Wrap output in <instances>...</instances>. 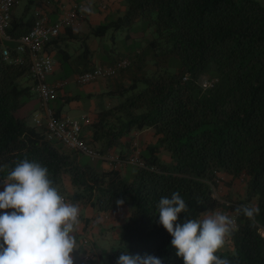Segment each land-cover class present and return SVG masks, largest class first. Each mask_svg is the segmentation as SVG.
<instances>
[{
    "label": "trees",
    "instance_id": "trees-1",
    "mask_svg": "<svg viewBox=\"0 0 264 264\" xmlns=\"http://www.w3.org/2000/svg\"><path fill=\"white\" fill-rule=\"evenodd\" d=\"M123 1L124 14L95 27L91 34L101 37L125 27L124 39L137 41L131 31L139 27L145 46L121 53L115 31L111 34L114 54L103 66L121 60L130 65L113 76L122 82L105 96L121 100L99 111L88 126L89 137L81 129L80 139L98 158L113 155L127 160L137 150L127 135L151 129L155 141L137 151L143 167L133 165L136 170L130 178L123 170L131 164L99 169L82 161L85 154L49 136L45 123L39 127L28 122V114L20 112L34 96L29 57L21 54L22 62L13 63L15 44L5 42L0 44V179L28 159L48 169L65 201L107 213L117 210L116 201L123 200L121 206H127L129 214L116 229V247L87 264H117L119 254L126 251L155 256L161 264H183L171 247V236L158 224L159 200L176 191L192 219L215 211L232 216L241 205L258 206L254 220L235 216L236 226L227 238L232 251L217 255L232 264H264L260 232L264 229V4L259 0ZM33 23L26 28V23L11 16L8 34L18 38ZM2 45L10 51L8 59L2 56ZM172 64L175 73L168 71ZM202 78L212 86L203 90ZM162 150L169 153L168 161L159 157ZM220 173L230 177L228 183ZM237 181L244 194L234 196L231 188ZM221 185L227 191L218 196ZM184 219L181 214L178 222Z\"/></svg>",
    "mask_w": 264,
    "mask_h": 264
},
{
    "label": "clouds",
    "instance_id": "clouds-1",
    "mask_svg": "<svg viewBox=\"0 0 264 264\" xmlns=\"http://www.w3.org/2000/svg\"><path fill=\"white\" fill-rule=\"evenodd\" d=\"M83 11L91 14V6ZM0 192V264H73L79 207L66 202L48 169L24 159L7 174ZM124 203L117 200V207ZM198 204L202 201L198 200ZM11 209V211H6ZM158 224L171 236V247L183 264H232L217 253L235 228V216L254 220L258 206L241 205L230 216L221 211L189 218L190 209L179 191L161 197ZM181 214L184 221L178 222ZM117 264H161L151 255L120 253Z\"/></svg>",
    "mask_w": 264,
    "mask_h": 264
},
{
    "label": "crops",
    "instance_id": "crops-1",
    "mask_svg": "<svg viewBox=\"0 0 264 264\" xmlns=\"http://www.w3.org/2000/svg\"><path fill=\"white\" fill-rule=\"evenodd\" d=\"M23 17L16 18L11 12L12 18L26 23V28L31 26L37 16H41L48 24H54L66 14L76 10L77 19L73 27L63 28L59 35L53 39L44 51L53 60V71L46 77L49 85L57 86L55 98L43 105L36 94L24 106L28 107V122L34 124L33 119L39 118L41 123H45L48 113L59 118H69L80 123L83 135H90L88 126L92 123L97 113L117 105L120 98L117 96H105L107 92H114L121 83L119 77L112 79H96L87 84H79L76 78L79 74L91 68L104 65L102 55H107L108 59L114 54L112 31L104 36H94L92 29L100 24L109 22L113 17L116 19L124 14L126 5L123 0H26ZM35 6V7H34ZM91 6V14L83 11ZM31 10V12H30ZM31 13V17H27ZM28 18V19H27ZM79 38V39H78ZM108 47L109 52L105 49ZM58 56V57H57ZM57 57V59H56ZM72 81L75 86L68 87ZM127 82V80H124ZM94 83V85H89ZM55 114V115H54ZM141 137L138 143L136 137ZM89 137V136H88ZM131 141V146L141 151L155 141L153 131L145 129L142 131H131L127 137ZM126 139H122L125 141ZM104 158V157H103ZM103 158L100 160V169L111 170L110 164ZM165 161H168L164 157ZM221 174L224 182L228 183L230 177ZM4 179H0V192L4 190ZM66 188L69 192L71 188ZM69 202V201H66ZM79 224L72 233L76 241V249L72 253L73 264H84L88 259H97L101 252H107L108 248L117 244L118 233L116 229L125 222L129 214L127 206H120L111 212H97L88 206L78 204ZM8 211V210H6ZM84 235L86 240L83 245L79 243V236ZM85 242L89 243L86 249ZM98 246V248H97ZM109 248V249H110ZM87 250V252H86Z\"/></svg>",
    "mask_w": 264,
    "mask_h": 264
},
{
    "label": "built area",
    "instance_id": "built-area-1",
    "mask_svg": "<svg viewBox=\"0 0 264 264\" xmlns=\"http://www.w3.org/2000/svg\"><path fill=\"white\" fill-rule=\"evenodd\" d=\"M15 3L16 0H0V44L5 42L15 44L16 56L13 59L15 64L22 62L21 54L26 53L28 55L30 62L28 71L33 80L32 90L41 103L46 105L55 98L57 86H50L46 82V77L53 71V60L45 53L44 48L59 35L61 29L74 26L77 13L76 10H73L54 24H48L41 16H37L27 33L18 38H12L8 34V29L11 19L10 13ZM2 56L4 59H8L10 56V51L5 46L2 47ZM129 65L127 60H121L113 66L98 65L79 74L76 81L84 85L96 79L110 78L115 76L119 70L128 68ZM199 83L203 90L212 86V82L206 78L200 79ZM33 121L39 127L42 125L39 118H34ZM44 125L49 136L58 139L65 148L79 151L91 158H98L96 152L80 139L81 126L78 121L69 118L56 119L51 113H48ZM103 159L110 164L111 169H117L120 165L125 164L143 167L137 151L127 160H120L113 155H107Z\"/></svg>",
    "mask_w": 264,
    "mask_h": 264
},
{
    "label": "rangeland",
    "instance_id": "rangeland-1",
    "mask_svg": "<svg viewBox=\"0 0 264 264\" xmlns=\"http://www.w3.org/2000/svg\"><path fill=\"white\" fill-rule=\"evenodd\" d=\"M259 1H261L264 4V0H259ZM26 5H27V1L26 0H16V3L13 6V9H12L13 15L16 18L23 17L24 8L26 7ZM30 12H31V10H30ZM27 17L28 18L31 17V13H28ZM112 20H115V18L113 17L110 21H112ZM138 29H139V27H136L135 29H133L131 31L132 32V34H131L132 37H138V39H136L137 41H133L132 38L129 39V40H125L124 39V36H125V34L127 32L125 27H123V28H121L119 30H116V31L114 30L116 33L114 31H112V32H114V35H116V49L118 51H120L121 53H128V52H130L132 50H139L140 48H143L145 46L146 40H145V37L143 36L144 34L141 31H139ZM147 37H149L148 34H147ZM105 49L107 50L108 47H105ZM57 57H56V59H57ZM101 59H102L103 62H105V61L108 60V57H107V55H102ZM150 66H152L151 62H150ZM169 67H170L169 70H168L169 72L175 73L177 71V67H176L175 64H172ZM72 85L76 87V85L72 84V81H70L68 83V87H66V90H67V88L71 87ZM89 85H94V83H91ZM27 110H28V107H25V108H23L21 110L20 113L27 114L28 113ZM141 137L142 136H140V137L137 136L136 137L138 143L141 142ZM158 155H159V157L161 159H164L165 156L166 157L169 156V153L167 151L162 150L161 152L158 153ZM82 161L87 162L88 164H90L92 166H95V167H98L100 169V160L98 158H91L89 156L83 155L82 156ZM135 170H136V166H133V165L127 166L123 170V175L126 178L127 177L130 178L131 175L135 172ZM226 191H227V189L223 185H221V187L219 189V192H218V196L223 195ZM231 191L234 194V196L235 195H243L244 194V187H243V185L240 184L239 181H237V182H235L233 184V186L231 188ZM260 232L264 236V229H261ZM79 238H80V240H79L80 243L79 244L83 245V242L86 240L85 239L86 237L84 235H80ZM84 245H85L86 249L89 248V243L85 242ZM115 247H116V245L114 247H112V248H115ZM97 248H98V246H97ZM109 248H110V246H109ZM109 248H108V250H109ZM220 251H223V252L232 251V249L230 247V244H229L227 239H226L224 248L221 249ZM86 252H87V250H86ZM83 262H84V264H87L86 261H83Z\"/></svg>",
    "mask_w": 264,
    "mask_h": 264
}]
</instances>
